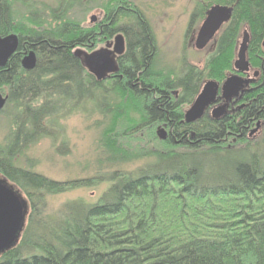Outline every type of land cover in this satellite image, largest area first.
<instances>
[{"label":"trees","instance_id":"16d2710c","mask_svg":"<svg viewBox=\"0 0 264 264\" xmlns=\"http://www.w3.org/2000/svg\"><path fill=\"white\" fill-rule=\"evenodd\" d=\"M17 1L0 0V36L26 37L38 65L26 77L15 75L14 98L17 103L41 102L16 106L30 120L16 121V141L0 147V174L29 206L28 224L18 242L0 253V264H264V151L247 137L258 122L264 127V0L212 2L233 7L231 19L215 37L204 68L184 61L178 74L155 68L150 25L127 0H85L102 13L97 24L87 27L74 16L87 11L82 0H58L46 22L30 8L27 15L14 12ZM212 3L195 9L190 24L202 20ZM243 29L249 34L251 66L262 72L259 89L245 96L246 105L232 115L214 121L205 114L185 124L183 108L193 102L203 80L220 83L231 75ZM117 34L124 37L125 50L106 89L86 73L75 50ZM6 77L0 75V83ZM74 91L79 100L91 99L94 105L105 93H114L141 108L139 122L122 128L117 120L125 108L101 105L102 114L112 112L114 118L102 140L108 164L131 161L126 143L143 129L169 123V133L164 142L150 136L140 144L139 153L152 151L142 155V167L97 174L108 187L96 203H69L55 219L42 216L43 197L84 181L54 182L17 166L14 158L21 143L39 133L48 135L59 109L56 98L62 109ZM150 144L164 149H149ZM39 219L44 221L42 234L32 240L28 235L36 234Z\"/></svg>","mask_w":264,"mask_h":264},{"label":"rangeland","instance_id":"374dc122","mask_svg":"<svg viewBox=\"0 0 264 264\" xmlns=\"http://www.w3.org/2000/svg\"><path fill=\"white\" fill-rule=\"evenodd\" d=\"M127 1L144 15L150 25L156 47L155 68L170 70L178 74L184 61L200 69L204 68L207 58L214 49V40L201 51L195 49V36L203 19L194 22L189 36L184 37V35L192 12L195 9L203 8L208 3H214L215 0ZM102 2H105L104 4L116 3V1L113 0H102ZM13 3H15L12 4L13 11L15 10L14 12H17L19 15H27V11L25 10L26 8H30L32 13H36L37 17L45 22L49 19V11L58 6V0H18ZM80 4L81 6L85 5L82 7L87 9V11L85 13L77 11V13H74V16L78 17V21L83 22L84 27L95 25L101 20L102 13L98 8L99 6L94 8L95 6L91 5L92 2L87 4L85 0H82ZM80 4L77 2L75 5L76 9L79 8L78 6ZM91 16H94V21H91ZM244 31L247 30L243 29L241 31L233 62L236 59V54L241 44ZM114 47V40L107 41L101 39L97 40L94 46L89 49L82 50L81 53L85 56L91 52L108 51L111 52L112 59L115 60ZM104 87L108 89L109 84L104 85ZM78 96L79 92L74 91L72 97L67 101L69 104L58 111L56 117L53 118L52 125L48 126L46 129L48 135L46 133L34 135L21 150L17 151V157L14 158L17 166L25 170H30L54 182L67 184L73 181H84L85 185L80 187L71 188V185H64V192L46 194L43 197L41 211L42 216L45 217L57 219L60 216V211L69 203L80 202L86 205L96 203L108 187L105 180H97L95 178L97 174H109V171L116 167L125 171H132L138 167H142L146 161V158H142V155L152 151L139 153L142 148L140 144H144L145 139H150V136L162 142L167 138L161 140L157 135L158 131L163 130L161 125H154L151 128L143 129L126 143V147L128 148L127 152L129 156H132V160L128 162H120V160H118L114 165L108 164L106 161L108 154L102 140L104 132L108 130L110 122L114 118L110 116L112 112L107 115L102 114L105 104L108 103L109 107H112L114 111L115 108H125L122 118H118L119 120H117L119 126L122 125V128L132 126L134 123L139 122V112H141V108L138 106V103L133 102L132 99L128 97L121 99L118 94L114 93L109 95L105 93L103 99H99L98 104L95 105L93 104L94 101L91 99L81 98V100H79ZM72 99L75 102H72ZM13 104L14 103L7 105L0 113V147L5 148V146L11 142L16 121H22V119L30 120L28 116L24 117L23 112H18L19 108L15 107L14 110L12 108ZM101 105H104L103 108H101ZM126 105L131 109L126 107ZM183 109L186 111L188 106H184ZM255 128L256 127L250 130L247 136L248 140L252 141L253 147L260 146V149L262 148L261 150L264 151V127L260 125L259 128L253 132ZM160 145L161 144H150L151 148L149 149H164V147ZM149 149L147 148V150ZM0 183L10 186L2 175H0ZM16 191L19 198L23 202L26 201L24 194L18 189ZM25 210L22 233L28 224L29 206L27 202L25 203ZM43 222L44 221H40V219L35 221L34 231H36V234L28 235H32V240L41 236L42 233L39 228Z\"/></svg>","mask_w":264,"mask_h":264},{"label":"water","instance_id":"95a60500","mask_svg":"<svg viewBox=\"0 0 264 264\" xmlns=\"http://www.w3.org/2000/svg\"><path fill=\"white\" fill-rule=\"evenodd\" d=\"M233 7L225 5L211 6L205 13V17L198 29L195 37L194 47L201 51L213 40L220 28L226 24L232 15ZM91 21H94V16H91ZM249 42V34L243 32L241 44L239 45L236 59L233 62L235 74L228 76L221 85L220 98L226 103L215 107L212 110V118L218 120L222 118L227 109V102L232 99L237 100L239 94L243 92L244 87L253 83V80L243 79L239 74L247 73L250 69L246 58L247 46ZM17 37L10 34L4 39H0V62H3L16 48ZM264 48V42H263ZM124 43L123 38L118 35L115 39L114 52L117 55L123 53ZM78 56V53H76ZM111 52L99 51L86 57L85 66L92 71L98 78L101 79L104 73L115 71V65L112 61ZM35 57L30 53L23 61V67L31 70L34 67ZM255 73L254 75H257ZM219 92V86L215 81L208 80L204 82L194 98L189 109L184 114L185 123H194L199 120L205 110L215 104ZM5 100L0 95V110L3 108ZM259 128V123L256 124L255 132ZM251 132V133H253ZM161 140H165L166 133L161 130L157 133ZM25 203L13 191L10 186L0 183V253L12 247L19 240V235L22 233L23 219L25 216Z\"/></svg>","mask_w":264,"mask_h":264},{"label":"flooded vegetation","instance_id":"af4514ba","mask_svg":"<svg viewBox=\"0 0 264 264\" xmlns=\"http://www.w3.org/2000/svg\"><path fill=\"white\" fill-rule=\"evenodd\" d=\"M214 5H219V4H213L212 6H214ZM229 7H231V6H229ZM204 17H205V15H204ZM194 22H196V21H193L192 24H190V20H189L184 37H187V36H189L191 34V28L192 27L189 29V25L193 26L194 25ZM8 35H10V34H8ZM8 35H6V36H0V39H4ZM118 35H120L123 38V43H124L125 42L124 41V37L121 34H117L113 38H111V39H109L107 41H112V40L115 41V39H116V37ZM15 36L17 37V45H16L15 50L3 62H0V75H7V77H6L7 78L6 83H4V84H3V82L0 83V95L5 100L4 106L0 110V113L6 108L7 105L12 104V103H14L12 105L13 106L12 108L14 109L16 106H20V105L21 106L22 105H31L32 107L33 106L34 107H37L38 105H40V102H41V101L36 100V99L33 100V102H31L30 100L27 99V100H25L23 102L17 103L16 101H18V100H16L14 98L15 93H14V90L13 89H14V85H15L14 84L15 83V75H17L19 73H23L22 74L23 77H26L25 74H27V73L35 70L37 68V65H38V56H37V53L34 50H32L31 45L28 43L29 40L26 37L20 38L17 35H15ZM216 36L217 35L214 36L213 40H215V37ZM104 39L105 38H103V40ZM97 40H100V39H97ZM92 46H94L92 43L90 45H82L81 47H78L75 50V52L78 53V56L77 57H78L79 61L81 62V64L83 65V68L86 71V73L89 76L93 77L97 82H102L105 85L110 80V78L115 77L116 72L118 71V68H117V66H118V59L122 56V54L124 53V51L120 55H117L115 53V58H114L115 60L112 59V61L114 62L115 68H116L115 71L110 72V73H104L102 75L101 79L98 80L97 76L85 66L86 57L90 56L91 54H94V52H91L90 54H86L85 56H84V54L81 53L82 50L89 49ZM123 50H125V43H124V49ZM30 53H33L34 54L35 63H34V67L31 70H27V69H25L23 67V61H24L25 58H27L29 56ZM246 58H247V61L249 63L250 69H249V71L247 73L239 74V76L241 78H243V79L253 80V83H251L248 86L244 87L243 92L239 94V97H238L237 100L232 99V101L227 102L226 113H225V115L222 118H224L226 116H229V115H232L235 112L240 111L246 105V101L244 100L245 96L251 95V94H253L254 92H256L259 89V82H260V78H261L262 72H261L260 69H257V68H254V67L251 66V63H250L249 58L247 56V52H246ZM232 69H233V67H232ZM255 73H258V74L257 75H254ZM233 74H235L234 69H233L231 75H233ZM208 80H211V79H205V80H203V83L206 82V81H208ZM212 81H215V80H212ZM215 82L219 86V92H218V96H217V101L215 102V104H213L212 106L208 107L205 110V112H204V115L205 114H208V116H209V118L211 120H214L212 118V110L215 107H217V106H219L221 104H225L226 103L222 98H220V88H221V85L224 82V80L222 82H220V83L217 82V81H215ZM54 105L57 108H59L58 111L61 110V106L62 105H61V98L60 97L59 98H56V100L54 102ZM190 105L188 106V109H189ZM186 111L183 112V120H184V114H185ZM202 117L199 120H201ZM222 118H220V119H222ZM220 119H218V120H220ZM199 120H197L196 122H198ZM214 121H217V120H214ZM196 122H194V123H196ZM194 123H190V124H194ZM258 123H259V126L262 125L260 122H258ZM185 124H189V123H185ZM162 128H163V131L166 133V137H167L168 136V133H169L168 132L169 123H164L163 126H162ZM15 141H16V137L12 135L11 142L10 143L13 144V142H15ZM19 147L22 149L24 147V143H21Z\"/></svg>","mask_w":264,"mask_h":264}]
</instances>
